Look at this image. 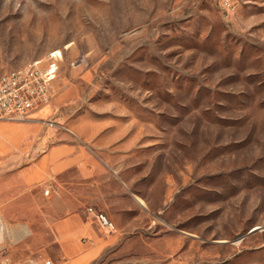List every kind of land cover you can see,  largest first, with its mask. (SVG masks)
I'll return each instance as SVG.
<instances>
[{"label": "rangeland", "instance_id": "374dc122", "mask_svg": "<svg viewBox=\"0 0 264 264\" xmlns=\"http://www.w3.org/2000/svg\"><path fill=\"white\" fill-rule=\"evenodd\" d=\"M53 51V97L26 122L48 143L0 160V261L59 263L55 183L26 177L75 143L124 199L90 264H264V0H0V75Z\"/></svg>", "mask_w": 264, "mask_h": 264}, {"label": "crops", "instance_id": "0c3cea01", "mask_svg": "<svg viewBox=\"0 0 264 264\" xmlns=\"http://www.w3.org/2000/svg\"><path fill=\"white\" fill-rule=\"evenodd\" d=\"M58 71L59 65L52 81L53 91ZM44 108L46 109V106L34 111L31 117L41 115ZM32 142L39 146L48 143L47 137L42 134L36 123L0 121V160L10 158L13 149L21 144L24 143V148H27L28 143ZM29 169L26 177L28 184L49 183V180L55 183L51 193L52 204L47 215L52 218L50 223L59 256L57 264H90L107 245L105 237L111 235H105L100 231L88 214L87 208L93 207L103 212L110 220L116 221V208L124 203L121 192L114 189L99 190V182L94 180L101 170L98 162L93 161L75 143L51 144L38 157L35 167ZM65 173H77V177L62 182L60 179ZM88 186L97 188L93 187L94 189L89 191ZM132 196L140 206L136 201V195ZM127 200L126 202L131 205L130 199ZM5 232L3 226L0 237L4 238ZM51 263L54 264L52 261Z\"/></svg>", "mask_w": 264, "mask_h": 264}, {"label": "built area", "instance_id": "2783aa9c", "mask_svg": "<svg viewBox=\"0 0 264 264\" xmlns=\"http://www.w3.org/2000/svg\"><path fill=\"white\" fill-rule=\"evenodd\" d=\"M57 51L50 53L45 67L40 61H34L25 67L9 70L0 75V121L27 122L33 120L32 113L45 106L53 97L52 81L55 78L57 65L53 60ZM47 125L53 122L47 121ZM49 193V190L45 191ZM88 214L105 235H113L117 228L103 213L93 207L87 208ZM0 264H52L49 259L28 258L15 262L8 257L1 259Z\"/></svg>", "mask_w": 264, "mask_h": 264}, {"label": "bare ground", "instance_id": "6f19581e", "mask_svg": "<svg viewBox=\"0 0 264 264\" xmlns=\"http://www.w3.org/2000/svg\"><path fill=\"white\" fill-rule=\"evenodd\" d=\"M136 199H137L136 201L139 202L140 206L144 207V202L137 196H136Z\"/></svg>", "mask_w": 264, "mask_h": 264}]
</instances>
